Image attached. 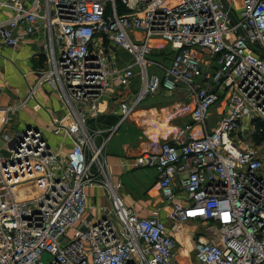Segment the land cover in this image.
I'll return each instance as SVG.
<instances>
[{"label": "built area", "instance_id": "built-area-1", "mask_svg": "<svg viewBox=\"0 0 264 264\" xmlns=\"http://www.w3.org/2000/svg\"><path fill=\"white\" fill-rule=\"evenodd\" d=\"M4 10L0 48L37 37L46 59L26 96L2 109L0 135L44 86L65 114L47 126L60 143L30 125L9 158L0 154V264H185L159 213L143 218L126 204L110 138L89 126L104 101L122 122L150 96L181 87L192 124L153 141L139 163L156 170L171 221L217 226L215 238L194 240L196 264H264V157L244 144L250 125L264 124V0H0ZM218 104L224 111L208 131ZM93 188L104 205L89 206Z\"/></svg>", "mask_w": 264, "mask_h": 264}, {"label": "crops", "instance_id": "crops-1", "mask_svg": "<svg viewBox=\"0 0 264 264\" xmlns=\"http://www.w3.org/2000/svg\"><path fill=\"white\" fill-rule=\"evenodd\" d=\"M8 16H10L8 10L0 12V19H5ZM43 43L44 39L33 37L16 49L11 47L0 48V126L5 118L2 109L26 96L29 85L39 75L38 69L44 66L46 58L42 53L44 51ZM134 86L138 89L139 83L135 82ZM146 100L148 102L153 101V104L141 108L142 102L135 112L122 122L120 116L112 112L115 107L114 102L104 101L101 104L102 114L98 118L90 120L89 126L93 131H105L103 136L110 138L107 144V158L111 165L114 181L122 184L120 192L126 204L133 207L143 218L149 217L154 211H157L166 222L170 233L177 242V250H179L180 243L171 229L175 223L168 218L170 207L164 203L158 189L156 170L141 166L139 158L145 149L150 148L153 141L161 142L171 137L179 128L192 124L190 110L194 103L189 102L187 92L183 87L174 93L161 91ZM186 105L189 107L188 110H184ZM223 111V104H218L212 108L210 119L207 121L208 131L216 126ZM64 114L65 109L58 94L44 86L37 92L35 101H31L27 107L10 114V117L11 122L21 126H38L50 134L47 126L51 118H61ZM110 118H116V122L112 125L105 124L108 127L112 126L109 130L97 126L98 123H106ZM131 121L135 122V126H131L129 123ZM121 128L124 129L122 132L119 130ZM193 131H195L194 133L199 132L200 128L195 126ZM55 138L54 144L61 142V138ZM12 141L8 143V148L6 147L9 152L13 148ZM70 144L69 140L64 141L67 148L63 150V154L68 153ZM128 179L131 183L128 182ZM87 194L91 208L94 205L105 204L101 188L89 189ZM89 213L94 214L91 209H89ZM206 224L212 226L211 223ZM191 253L194 260L193 250ZM186 255L185 251L183 256L181 254V259L185 264L187 263Z\"/></svg>", "mask_w": 264, "mask_h": 264}, {"label": "rangeland", "instance_id": "rangeland-1", "mask_svg": "<svg viewBox=\"0 0 264 264\" xmlns=\"http://www.w3.org/2000/svg\"><path fill=\"white\" fill-rule=\"evenodd\" d=\"M119 6V11L121 10V5L118 3ZM38 50L40 51V49L38 48ZM124 58L128 59V55H126L124 52H120ZM153 60L158 59V55L155 53L154 55H152L150 57ZM150 71H152V69H150ZM132 92V94H135L136 92H138V89L135 88L134 84L132 85V89L130 90ZM35 101V100H34ZM153 104V101H144L141 104V108H145V106H150ZM116 108V106L114 107ZM131 124V126H135V122L131 121L129 122ZM107 124H99L97 126L102 127V129H107L109 130L112 126H107L105 125ZM128 124V125H130ZM248 126V125H247ZM256 122H253L250 125V131L251 134H248L245 136V140L241 137L242 140H244V144H248L253 148H256L257 150L260 151L261 155L264 157V141H262L261 143H258L256 141ZM38 127V126H35ZM125 127V125L123 126V128ZM26 128V125L21 126L15 122H11V124L6 128V130L0 135V154L5 157V158H9L10 157V152L7 150L8 148V143L13 140V138L16 135L17 131H21L23 129ZM39 128V127H38ZM121 132L124 129H119ZM120 132V133H121ZM119 133V135H120ZM44 134L50 139V140H54V137L49 134L48 132L44 131ZM122 135V133H121ZM7 147V148H6ZM128 182L131 183V181L128 179ZM212 226H208V224H206L205 222H201V221H193L191 223H175L174 226H172V232L173 234L176 236L177 240L180 243V247H179V258H181V254L183 256V252L185 251V253H187L186 255V264H195L193 258H192V250H193V245L192 243L194 242V240L196 239V237L200 234V233H207L210 236H214L213 238H215L216 232H217V226L214 223H211ZM195 238V239H194ZM46 255V254H45ZM48 255V254H47ZM49 256V255H48ZM46 260V259H44Z\"/></svg>", "mask_w": 264, "mask_h": 264}, {"label": "trees", "instance_id": "trees-1", "mask_svg": "<svg viewBox=\"0 0 264 264\" xmlns=\"http://www.w3.org/2000/svg\"><path fill=\"white\" fill-rule=\"evenodd\" d=\"M122 10V8H121ZM114 122H116V118H110L107 120V124L108 125H112ZM257 126V132H256V141L258 143H261L262 141H264V124L260 123V122H256Z\"/></svg>", "mask_w": 264, "mask_h": 264}, {"label": "water", "instance_id": "water-1", "mask_svg": "<svg viewBox=\"0 0 264 264\" xmlns=\"http://www.w3.org/2000/svg\"><path fill=\"white\" fill-rule=\"evenodd\" d=\"M225 6H226V5H225ZM231 17H232L233 22H234V23H237V18L235 17V15H234L233 13H231ZM239 31H240L241 35L244 37V36H245L244 31H243L242 29H240V28H239ZM26 127H28V126H26ZM18 133L21 134V131H18ZM15 141H16V139H15ZM48 258H50V256H48L47 254L44 255V257H43V261H44V262L47 261ZM44 259H46V260H44Z\"/></svg>", "mask_w": 264, "mask_h": 264}]
</instances>
